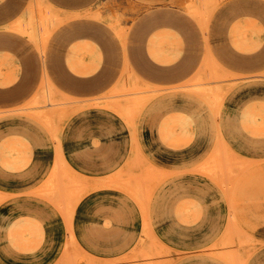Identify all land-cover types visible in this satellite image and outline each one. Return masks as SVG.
I'll list each match as a JSON object with an SVG mask.
<instances>
[{"label": "rangeland", "instance_id": "1", "mask_svg": "<svg viewBox=\"0 0 264 264\" xmlns=\"http://www.w3.org/2000/svg\"><path fill=\"white\" fill-rule=\"evenodd\" d=\"M0 264H264V0H0Z\"/></svg>", "mask_w": 264, "mask_h": 264}, {"label": "crops", "instance_id": "2", "mask_svg": "<svg viewBox=\"0 0 264 264\" xmlns=\"http://www.w3.org/2000/svg\"><path fill=\"white\" fill-rule=\"evenodd\" d=\"M100 48H103L102 45H97L95 47V50H98ZM190 139L188 140H180V139H176L172 142H170L171 145H173V147H180V146H183V145H187L188 143H190ZM192 143V142H191ZM192 145V144H191ZM100 190H95V191H92L90 194L92 196L91 200L88 202L87 200L84 202V204L81 205V208L80 210L82 211H94L95 213L98 214V216L100 218L102 217H109L111 214H114V213H117V212H120L121 209L119 208H116L114 206H111L109 204H100L99 202H96V198H94L93 196L97 193H99ZM82 218V216H81ZM79 224V222H78ZM93 225V224H92ZM91 225V226H92ZM79 226V225H78ZM77 226V227H78ZM39 233H40V229L39 228H34L33 229H30L29 232L26 234L29 236L28 239H26V249L27 250H34L37 248L38 246V236H39ZM80 238L82 237V232L80 231ZM91 237L90 239H81L85 245L87 246L86 248L89 249V250H92L93 252L99 254L100 256L101 255H112V253H115V252H119L121 251L122 249H118L117 251H114V252H110L108 250V248H104L101 246L102 243H109L113 240H111L110 238H107V239H103V238H95L93 233H91ZM116 249V248H114Z\"/></svg>", "mask_w": 264, "mask_h": 264}, {"label": "bare ground", "instance_id": "3", "mask_svg": "<svg viewBox=\"0 0 264 264\" xmlns=\"http://www.w3.org/2000/svg\"><path fill=\"white\" fill-rule=\"evenodd\" d=\"M123 32V31H122ZM78 186V185H77ZM70 187V186H69ZM71 187H73V186H71ZM75 190V189H74Z\"/></svg>", "mask_w": 264, "mask_h": 264}]
</instances>
